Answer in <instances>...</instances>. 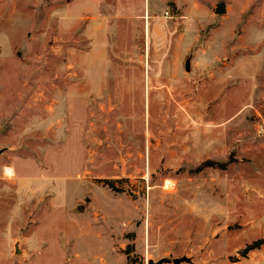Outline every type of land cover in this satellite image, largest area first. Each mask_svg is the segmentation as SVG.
<instances>
[{
    "label": "rangeland",
    "instance_id": "obj_1",
    "mask_svg": "<svg viewBox=\"0 0 264 264\" xmlns=\"http://www.w3.org/2000/svg\"><path fill=\"white\" fill-rule=\"evenodd\" d=\"M259 239L264 0H0V264H264Z\"/></svg>",
    "mask_w": 264,
    "mask_h": 264
},
{
    "label": "trees",
    "instance_id": "obj_2",
    "mask_svg": "<svg viewBox=\"0 0 264 264\" xmlns=\"http://www.w3.org/2000/svg\"><path fill=\"white\" fill-rule=\"evenodd\" d=\"M219 12L221 13L222 11H219ZM207 167L225 169L226 164L225 163H223V164H221V163H213V162L207 161V162L201 164L200 166H198L194 170V172L198 173V172L202 171L204 168H207ZM261 248L264 249V240L263 239H259V240L253 241L252 243L246 245L244 247V249L241 252H239V254L241 255V257L244 258L251 251L258 250V249H261ZM133 251H134L133 245H128V248H127V251H126V255L127 256H126L125 264H136L138 262L139 259L137 257L131 256V253H133Z\"/></svg>",
    "mask_w": 264,
    "mask_h": 264
},
{
    "label": "water",
    "instance_id": "obj_3",
    "mask_svg": "<svg viewBox=\"0 0 264 264\" xmlns=\"http://www.w3.org/2000/svg\"><path fill=\"white\" fill-rule=\"evenodd\" d=\"M186 69L188 71L189 69V63L187 61L186 63ZM189 260L188 259H185V258H181V259H174V260H170V259H160L159 261L157 262H153V261H148L147 264H181L183 262H188Z\"/></svg>",
    "mask_w": 264,
    "mask_h": 264
},
{
    "label": "bare ground",
    "instance_id": "obj_4",
    "mask_svg": "<svg viewBox=\"0 0 264 264\" xmlns=\"http://www.w3.org/2000/svg\"><path fill=\"white\" fill-rule=\"evenodd\" d=\"M7 174L11 176V170H7Z\"/></svg>",
    "mask_w": 264,
    "mask_h": 264
},
{
    "label": "crops",
    "instance_id": "obj_5",
    "mask_svg": "<svg viewBox=\"0 0 264 264\" xmlns=\"http://www.w3.org/2000/svg\"><path fill=\"white\" fill-rule=\"evenodd\" d=\"M147 10L149 11V9H147ZM98 22H100V21H97V18H96V26H97V23H98ZM106 22H107V20H106ZM258 250H259V249H258ZM251 252H252V251H251Z\"/></svg>",
    "mask_w": 264,
    "mask_h": 264
}]
</instances>
